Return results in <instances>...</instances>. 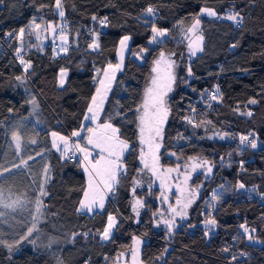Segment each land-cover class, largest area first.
I'll return each mask as SVG.
<instances>
[{
	"label": "trees",
	"instance_id": "16d2710c",
	"mask_svg": "<svg viewBox=\"0 0 264 264\" xmlns=\"http://www.w3.org/2000/svg\"><path fill=\"white\" fill-rule=\"evenodd\" d=\"M62 6L63 19L55 14V0L0 3V173L14 139L24 145L22 152L29 166L18 172L27 177L30 200L35 201L40 195L38 183L33 181L43 182L46 169L51 168V179L45 186L48 196L42 200L44 220L38 224L35 243L19 242L18 227L4 233L6 240L0 241V264H109L141 232L153 235L142 243V264H264V231H258L256 225L261 220L264 222L261 197L264 194V0H62ZM148 6H153L158 15L146 23L142 14ZM205 7L214 9L221 18L203 19V50L187 63L182 56V44L169 38L180 23L190 21ZM233 10L243 18L242 27L223 18ZM34 18L36 23L61 19L69 36L68 51L54 56L51 43L38 50L26 33L22 55L32 63L25 72L15 51L20 43L16 36L9 38L7 34L18 33ZM105 18L104 24H97ZM153 22L168 29L160 44L149 43ZM94 33L98 35L99 49L91 51L88 45ZM124 35L131 37L128 55L109 93L101 121L108 120L119 128L121 139L127 140L132 148L123 159L125 172L118 179L114 197L108 199L101 212L85 214L77 211L85 188L80 160L62 159L51 147L50 133L70 136L81 127L94 93L93 70L115 60ZM142 49L147 52L143 61L138 62L133 55ZM160 52L166 58L170 55L179 67L173 93L167 99L170 113L160 151H171L185 162L188 157H194L213 164L209 178L204 181L192 178L194 184L202 183L190 220L196 227L176 228L171 234L153 230L154 214L159 210L158 190L138 191L147 180L150 186L153 178L141 171L136 109L143 102L144 90L153 75V62ZM189 67L190 77L186 72ZM61 68L68 70L63 87L58 85ZM18 76L22 80H17ZM217 87L219 100L213 104V110L204 113L209 125L221 130V123H226L240 133L252 132L259 141L257 148L237 153L226 142L209 138L195 143L188 140L191 133L184 127L187 123L184 117L194 116V123H198L204 109L201 100L194 103L193 99ZM33 98L36 112L32 110ZM251 99L257 100V104H250ZM243 106L253 113L247 120L236 115V109ZM178 138L186 142L178 144ZM27 139L35 144L27 147ZM174 164L176 161L161 156L160 165ZM134 180H139L140 185H135ZM225 183L231 189L224 191L218 204L216 231L206 237L198 226L204 200L215 187ZM238 183L244 184L245 189L239 190ZM134 197L145 201V207L135 219L131 209ZM108 214L120 217L117 233L108 241H100L89 233L101 232ZM241 224L256 229L259 244L243 239L233 244ZM166 242L173 243V248L168 250ZM7 246H11V252ZM225 247L230 249L229 253L222 252ZM232 255L237 256L236 261H231Z\"/></svg>",
	"mask_w": 264,
	"mask_h": 264
},
{
	"label": "snow or ice",
	"instance_id": "6c2138e0",
	"mask_svg": "<svg viewBox=\"0 0 264 264\" xmlns=\"http://www.w3.org/2000/svg\"><path fill=\"white\" fill-rule=\"evenodd\" d=\"M3 0H0L2 3ZM55 8L58 10V16L63 19L65 17V11L62 6V0H55ZM200 12L206 14L207 16L220 19L221 17L217 12L212 8H201ZM146 23L158 15L156 9L153 6H148L144 13L142 14ZM224 19L234 22L236 27H242V20L239 12L231 11L226 13L223 17ZM96 17H93L95 20ZM106 18L101 20V24L105 23ZM199 19L192 25L191 28L185 29V39L188 40L187 48L189 56H196L197 52L202 51L201 45L198 41H202V36H197L195 39L190 38L188 33H195L197 26L199 25ZM51 30L53 33L57 31L56 27L53 24L48 23L42 25L36 23L34 18L32 22L27 27H22L19 29L18 33H8V37L16 36L17 40L20 43V47L15 49L16 55L19 59L21 65L24 66L25 72L31 67V60H25L22 55V50L25 47L24 36L25 34H34L36 39H40V31ZM60 40L61 44L59 47V52L67 53L68 37L64 34V26L60 27ZM168 34V29L157 27L156 23H151V38L150 44H160L163 42ZM131 39L130 36H123L120 39V62L113 65L108 64L107 67L103 70L104 78L100 79V86L96 88L95 93L91 96L90 102L87 105L86 114L84 119L91 121L96 124V127H87L86 131L88 135L84 136L83 139L86 141L88 146H84L78 141L75 144L70 143V138L65 135H61L59 132L52 131L51 135V147L60 153L61 158L71 159L75 153L79 152L82 154V159L79 161L80 165L83 167L84 171L88 175L87 187L83 190V198L79 201L78 212L87 210L88 213H94L97 210H102L105 208V200L108 193H111L115 190V187L118 185L119 175L122 174L125 166L123 164V159L125 158V153L130 152L132 146L127 140L121 139L119 132L120 129L115 127L110 122H105L103 124L97 123L99 119L100 112L103 108L105 99L107 98L108 91L111 88V81L115 79V74L117 71L121 70L123 66V50L127 49L128 41ZM35 47L40 48V45H34ZM89 48H98L99 44L94 39L91 44L88 45ZM42 50V49H41ZM55 51V49H54ZM142 53L147 52V49H142ZM140 59H143V56H140ZM175 61L171 60L170 55L166 59V54L160 52L159 58L153 62V67L151 72L153 73L149 85L144 90L143 102L136 109L138 113L136 116V128L138 130V143L141 146L139 150V159L143 165L141 171L147 170L153 176L157 177L160 180L161 187V198L164 201L168 200V196L164 194L165 189L171 191L172 184L169 182L171 179L180 180L181 175V165L177 164L175 168L162 169L160 167V150L162 147V141L164 139L165 124L168 120L170 109L168 106L167 96L170 92L173 91V83L176 81V75L172 71L175 67ZM68 70L66 68H61L59 72V85L63 87L66 84ZM188 74L191 75V68H188ZM17 80H22V77H16ZM220 93L219 88L217 87L213 94L209 97L210 100L219 99ZM250 104H257V100L251 99ZM33 112L37 109V103L35 98L31 101ZM211 105L209 104V107ZM192 112H195V109H191ZM239 111V109H237ZM241 115H246L251 117L253 113L248 111L246 113H240ZM194 116H185L184 120L188 124H191L193 127H201L202 124L194 123ZM205 123H210L207 121ZM81 128H84V125H81ZM227 133L219 135L220 140H225L228 138ZM72 137H80L81 132L74 130L71 133ZM254 133H249L248 135H241L239 137L240 145H246L253 149L257 148V140L254 138ZM211 138V137H209ZM94 149L99 150V159H96L95 162L91 159L92 152ZM146 149V150H145ZM172 156H175V153H171ZM223 159V158H221ZM199 160V158L188 157V161ZM190 167V171L188 168ZM197 169H202L204 174L207 176L213 172V164L208 160H199L197 163H191L190 165H185L183 171V179L181 184L177 186V192L179 195L176 199V206L172 204L168 205L167 213L170 214V218L164 219V212L155 213L161 217V221L157 223H162L169 234L173 232L175 228L178 227L176 224V218L179 217L181 220L186 219L188 216V209L195 203L197 193L196 191L188 189V181L191 179V173L197 171ZM51 168L48 167L43 175V182L33 181V183H38L39 189V200H43L44 197L48 196L46 191V185L51 179ZM172 173H177L176 177H171ZM3 176L0 175V179ZM133 183L137 186L140 185L139 180H134ZM239 190H244L245 185L242 183L237 184ZM135 193L136 189H132ZM255 191V189H253ZM264 198V194H261ZM220 197L216 193H213L212 200H219ZM41 207H44L42 204ZM145 207V201L136 198L131 204L132 212L136 214L137 217L140 215V209ZM211 208H215V205H210ZM43 215V213H40ZM207 218L203 221L206 237L209 236L210 232L215 229L217 226V221L211 212L206 213ZM40 221L38 220L37 223ZM118 226V219L112 214H108L106 225L103 227V230L99 232V237L102 240H109L113 234L114 229ZM240 228L243 233L246 234L247 240L250 242L254 241V237L250 234V229L246 224H241ZM252 233L255 232V229L251 230ZM28 238L27 242L35 243L34 240ZM234 239H236L234 237ZM134 243L139 244L141 240L139 238H134ZM11 252V247H8ZM132 256L135 259L136 249H131ZM222 252L229 253L230 249L225 247L222 249ZM243 255V254H240ZM237 256L232 255L231 261H236Z\"/></svg>",
	"mask_w": 264,
	"mask_h": 264
},
{
	"label": "rangeland",
	"instance_id": "374dc122",
	"mask_svg": "<svg viewBox=\"0 0 264 264\" xmlns=\"http://www.w3.org/2000/svg\"><path fill=\"white\" fill-rule=\"evenodd\" d=\"M54 10H55V14L58 15V10L55 7H54ZM197 19H199L200 23L197 26V29H196L195 33H188L187 34L192 39H195L197 36H202V21H203V19H216V18L207 16L206 14H202L201 12H199V14L197 16H195L193 19H191L190 21L180 23V25L177 28V31L172 33L171 37L169 38L170 40H172L175 43H178L180 45L182 44L181 45L183 47L182 56L186 57L187 63L193 56L192 57L189 56L188 48H187L188 40L185 39L184 30L191 28L192 25L196 22ZM39 23L42 24V25L51 23V24H53V26L56 27L57 31L55 33H53L51 30H47L46 32L44 30H41L40 31V39L39 40L36 39V36L34 34H31L30 37H29V42L32 43V46L35 47L34 45H40V48H38V47H35V48H37L38 50H41V47H43L47 43H51L53 45L52 53H53L54 56L64 55L65 53L59 52V47H60V44H61L60 27L64 26L63 25V21L61 19H59L56 22L55 21H53V22L50 21V22H47V23H45V22H39ZM97 24L101 25V21H100V23H97ZM64 29H65V27H64ZM64 34L68 37V40H67V44H68L69 36H68V33L65 32V30H64ZM92 38H93V40L95 39L97 41V43L99 44V40H98V35L97 34L94 33L92 35ZM93 40H92V42H93ZM202 42H203V40L202 41H198V43L201 45V47H202ZM129 45H130V40L128 41L127 49L123 50V66H124L125 57L128 55ZM54 49H55V51H54ZM89 49L91 51H96V50L99 49V47L98 48H89ZM120 52H121V46H120V41H119L118 47H117L116 52H115V60L113 62H108L102 68H94V70H93V72H94V75H93L94 93H95L96 88L100 86V84H99L100 79L104 78L103 70L107 67V65L110 64V63L115 65V64L120 62ZM200 52L201 51L197 52V54L200 53ZM143 54L144 53L140 52L137 55L136 54L133 55V58L136 59L138 62H142L143 59H140V56L141 55L143 56ZM123 66H122L121 70L116 72L115 79H116L117 75L120 72H122ZM180 66H181V64H180ZM22 67L24 68L23 65H22ZM178 69H179V67H177V66H175L172 69V71L175 73V75H177ZM186 72H187L188 77H190V75L188 74V70ZM67 75H68V72H67ZM66 79H67V77H66ZM115 79L110 82L111 83V88L108 91L107 98L109 96V93H110L113 85H114ZM150 80H151V78H150ZM150 80L148 82V85L150 83ZM58 85H59V75H58ZM59 87H61V86L59 85ZM173 90H174V83H173ZM214 90H209L208 92L200 95L201 99L198 98L199 97L198 95H197V99L196 98L193 99L194 103H196L197 101L201 100L203 105H204V109H202L200 111V120L198 121V123L202 124V126L201 127H192V125H190L188 123H185L184 127L187 129V131L189 133H191V134H188V136H189L188 140H190L191 142L195 143V142H197V141H199V140H201L203 138L211 137V138H209L211 140H216V141L222 142V143H224V142L229 143L231 150H233V152H237V153H240V152H242L245 149H253V148H251L249 146H246V145H240V142H239V137L241 135H248L249 133H252V132L240 133L237 130H235V128L233 126H231L229 124H226V123H221V126H220L221 130H218V128H215V126L211 127L209 125V123H205V122H207L209 120L206 117H204V113H206L209 110H213V107H214L213 104H215L219 100V99H217V100H210L209 99V97L213 94ZM172 93H173V91L168 94L167 99L170 97V95ZM107 98L104 101L103 108H102V110L100 112L99 119L97 121V123H99V124H103L105 122H110L108 120L107 121L106 120L101 121V115H102L105 103L107 101ZM209 104L211 105L210 107H209ZM237 109H239V111H237ZM237 109H236V115H237L238 118L245 119V120H247L249 118L246 115H241L240 114V113H246V112L250 111L247 107L243 106V107L237 108ZM85 114H86V111H85ZM85 114H84V116H85ZM82 124L84 125V128L80 127L79 129H77L78 131L81 132V136L80 137H72L71 135L68 136V137L70 138V143H72V144H75L78 141L82 145L88 146L86 144V141L83 139V137L88 135V133L86 131L87 127H96V124L92 123L91 121L85 120L84 117H83V120H82ZM224 133L229 134L228 138L225 139V140H220L219 139V135L224 134ZM254 138L257 140L256 137H254ZM50 139H52L51 135H50ZM176 141H177L178 144H182V142H184V141L186 142V139L178 138ZM34 144H35L34 140L27 139V141H26V146L27 147L28 146H33ZM257 145H259V141L258 140H257ZM23 147H24V145H23V143H21V141L19 139L18 140L14 139V144L10 147L9 152H8V156H9L8 161L3 166V169L1 170V173H0V175L3 176V178L0 179V241H5L6 240L4 238V233H7V232L11 231V229L15 230L16 227H18L17 228V230L19 232L18 240H19V242H23L22 244L27 242L28 238L30 236H32L33 240H34L35 234L38 233V231H39L38 230V224L43 222V220H44V214L43 215L40 214V213H43L41 211L42 210L41 209L42 208L41 205L43 204L42 201L39 200V199L34 201V200H30L28 198L29 196H27V195L29 194V192H28L29 190L26 191V188H28V184L29 183L27 181V177H26L25 173L18 172V170H21V169H25V170L28 169V166H29V165H27V158L25 157V155L22 152ZM140 147L141 146L139 145V148ZM126 153H125V155H126ZM162 153H163L162 151H160V153H159L160 159H161V156L162 157L165 156L167 158H171L172 160H174V162L176 161V164H174L172 166L164 167V166L160 165V167L162 169L175 168L177 164L181 165L180 180L171 179L169 181L172 184L171 191H168L167 189H165V191H164V194L168 196V200L167 201L162 200V198H161L160 180L157 177L153 176L151 173L147 172V170H145V172L148 174L146 177L152 175V178H153L152 184H150V186H149L148 185L149 183L147 182L148 181L147 180V181L144 182L146 186L143 185L144 184L143 183L142 185H140L138 187V191H141L144 188H147V189L156 188L158 190V199H157V201H158V206H159V210H158L157 213L164 212L165 216L163 218L164 219H168V218H170V214L167 213V208H168L169 204H172L174 207L176 206L175 202H176L177 196L179 195V193L177 192V186L181 184V180L183 179V171H184L185 165H190L191 163H197L199 161H191V162L187 161V162H185L184 160L180 159L177 155L172 156L171 155V153H172L171 151L164 152L163 155H162ZM65 159L71 160V161H74V160L77 161V159L81 160L82 159V154L77 152V153H75L73 158H71V159L65 158ZM91 159L93 160V162H95L96 159H99V150L98 149H94L93 150ZM123 164H124V162H123ZM141 165H142V163H141ZM142 167H143V165H142ZM81 169H82V171L84 173L85 188H86L87 187V182H88V175L84 171L82 166H81ZM188 170L190 171V167L188 168ZM12 171H17V172H12ZM124 172H125V168L122 171V174ZM176 176H177V173H172L171 174V177H176ZM210 176H211V174L206 176L202 169H197L196 172L191 173V179L188 181L187 187L190 190L196 191V193H197L196 201L188 209V216H187L186 219L181 220L179 217L176 218V224L178 225L177 228L194 229L196 227V225L195 224L193 225L190 220H191V215L195 211V206L197 204L199 190H200V188L202 186V183L198 184V185L194 184V182H192V178L195 177L194 179H196V180L201 179L202 181H204V179L209 178ZM119 177H120V175H119ZM119 177H118V179H119ZM230 189H231V187L226 185V183H225V185L223 184V185H220L218 187H215L211 192L208 193L206 199L204 200V205H203V209H202V212H201L202 220L198 224L199 228L201 230H203L204 232H205V227H204L203 221L207 218L206 213L207 212H211L212 216L215 217V213L217 212V209H218V204H219L220 200L225 195L224 191L227 192ZM20 190H22V192H20ZM148 193L146 192V194H148ZM213 193H216L217 195H219L220 199L216 200V201H213L212 200ZM114 195H115V190L113 192L107 194L106 200H105V206H106V203H107L108 199L114 197ZM82 198H83V196H82ZM136 198L137 197H134L133 202H134V200ZM212 204L215 205V208H211L210 207V205H212ZM78 208H79V206H78ZM102 210H97V211L101 212ZM140 211H141V209H140ZM81 213L92 214V213H88L87 210H83ZM112 215H114V214H112ZM114 216H116V215H114ZM135 216H136V214L134 213V217H133L134 219H135ZM116 217H117L118 223H119L120 222V217L119 216H116ZM38 220L40 221L39 223H37ZM160 221H161V217L158 216V215H155V219L153 221V230L154 231L160 230V231L167 232L166 227L162 223H159L158 227L156 226L157 223L160 222ZM256 225H257L258 231H260V232L264 231V222H263V220H261ZM258 226H259V228H258ZM216 228H217V226L215 227L214 230H212L210 232L209 236L216 231ZM249 229H250V234H252L253 237H254V241L253 242H250V241L247 240L246 234L243 233L242 229L239 226L238 227V231H237V236H236V239L233 240V242H234L233 244L236 245L237 241L240 240V239H243L247 243L259 244L258 239L256 238L257 237L256 229H255L254 233L251 232V230L254 229V228L249 227ZM20 231H21V233H23V234H21V236L23 238H21V236H20ZM116 233H117V227L114 229L111 238L114 237V235ZM89 234L93 235L94 237H97L100 241L102 240L99 237V233H89ZM151 237H153V235H151V234L149 235V234H146L144 232H141V234L137 233V235L133 236V238H132V240H131V242L129 244L128 249L125 248L122 251H120L109 264H142V262L140 260L141 246H142V243H144L146 241L145 239L151 238ZM134 238H139L141 240V243H139V244L134 243ZM103 241H105V240H103ZM34 242H35V240H34ZM166 243H168V245H167L168 246V250L173 248V243H170V242H166ZM16 245H18V244H16ZM7 247H11V246H7ZM133 248L136 249L135 259L133 258L132 252H131V249H133ZM243 256L244 255H242V257Z\"/></svg>",
	"mask_w": 264,
	"mask_h": 264
},
{
	"label": "crops",
	"instance_id": "0c3cea01",
	"mask_svg": "<svg viewBox=\"0 0 264 264\" xmlns=\"http://www.w3.org/2000/svg\"><path fill=\"white\" fill-rule=\"evenodd\" d=\"M45 23H47V22H45ZM46 32V31H45Z\"/></svg>",
	"mask_w": 264,
	"mask_h": 264
},
{
	"label": "built area",
	"instance_id": "2783aa9c",
	"mask_svg": "<svg viewBox=\"0 0 264 264\" xmlns=\"http://www.w3.org/2000/svg\"><path fill=\"white\" fill-rule=\"evenodd\" d=\"M233 24H234V22H233Z\"/></svg>",
	"mask_w": 264,
	"mask_h": 264
}]
</instances>
